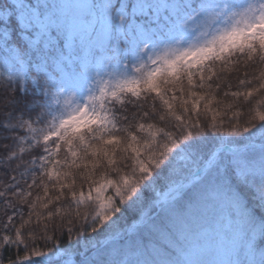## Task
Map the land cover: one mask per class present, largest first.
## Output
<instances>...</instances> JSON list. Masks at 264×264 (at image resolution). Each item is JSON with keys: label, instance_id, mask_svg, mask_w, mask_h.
Returning <instances> with one entry per match:
<instances>
[{"label": "snow or ice", "instance_id": "6c2138e0", "mask_svg": "<svg viewBox=\"0 0 264 264\" xmlns=\"http://www.w3.org/2000/svg\"><path fill=\"white\" fill-rule=\"evenodd\" d=\"M0 264H264V0H0Z\"/></svg>", "mask_w": 264, "mask_h": 264}, {"label": "trees", "instance_id": "16d2710c", "mask_svg": "<svg viewBox=\"0 0 264 264\" xmlns=\"http://www.w3.org/2000/svg\"><path fill=\"white\" fill-rule=\"evenodd\" d=\"M14 252H13V256H14ZM3 255L5 256V257H7L8 255H9V253L7 252V251H5L4 253H3Z\"/></svg>", "mask_w": 264, "mask_h": 264}]
</instances>
